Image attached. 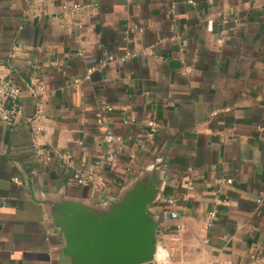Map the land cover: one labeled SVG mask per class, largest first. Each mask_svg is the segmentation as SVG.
Here are the masks:
<instances>
[{"label":"crops","instance_id":"crops-1","mask_svg":"<svg viewBox=\"0 0 264 264\" xmlns=\"http://www.w3.org/2000/svg\"><path fill=\"white\" fill-rule=\"evenodd\" d=\"M3 80L23 114L0 122V264H72L55 205L105 209L141 179L149 264H264V0H0Z\"/></svg>","mask_w":264,"mask_h":264},{"label":"water","instance_id":"water-1","mask_svg":"<svg viewBox=\"0 0 264 264\" xmlns=\"http://www.w3.org/2000/svg\"><path fill=\"white\" fill-rule=\"evenodd\" d=\"M156 180L141 179L105 209L78 201L54 207L53 222L64 236L62 253L72 264H149L159 253L162 227L149 206Z\"/></svg>","mask_w":264,"mask_h":264},{"label":"built area","instance_id":"built-area-1","mask_svg":"<svg viewBox=\"0 0 264 264\" xmlns=\"http://www.w3.org/2000/svg\"><path fill=\"white\" fill-rule=\"evenodd\" d=\"M193 3V1H190ZM137 54L135 53H128L125 55L124 59L129 60L132 58H135ZM109 60L113 61L114 57L109 56ZM93 69H89L87 71V76L92 75ZM76 82H79V80H76ZM30 91L34 94H37V92H44L45 91V84L36 79L32 78L30 80ZM22 95L21 89L11 83L10 81L3 80L0 82V122L12 125L16 122V120L23 114V108L21 104L19 103L20 98ZM105 109L107 111H111L112 108L110 106H105ZM98 122L103 123L105 122L103 116L101 113L97 115ZM133 120L126 119L124 121V124H130ZM146 126L149 127L151 130L155 131L158 127V124L154 121H148L146 123ZM108 139L112 142L117 143L119 146H123L125 144V141L122 138H115L112 135L108 136ZM78 181L80 184L85 185L86 180L84 178H78ZM16 183H18L16 181ZM220 184L225 183V180L219 181ZM167 205L170 209L166 210L162 216V220L164 223H170L172 221L178 222L180 220V212L177 210V200L174 198H169L167 200ZM217 218L216 212L210 213V223L209 227L212 226L213 222ZM177 232L181 233L184 229V226L181 223H177Z\"/></svg>","mask_w":264,"mask_h":264}]
</instances>
